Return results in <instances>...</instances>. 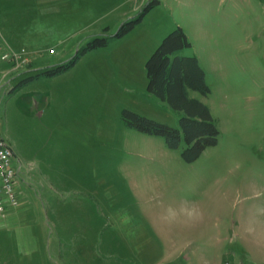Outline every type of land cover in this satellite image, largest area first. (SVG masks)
Instances as JSON below:
<instances>
[{"label":"rangeland","instance_id":"1","mask_svg":"<svg viewBox=\"0 0 264 264\" xmlns=\"http://www.w3.org/2000/svg\"><path fill=\"white\" fill-rule=\"evenodd\" d=\"M178 26L190 46L172 57L199 59L210 92L189 95L220 131L192 162L122 118L179 126L146 71ZM0 45L18 198L0 264H264V0H0ZM27 45L38 60H2Z\"/></svg>","mask_w":264,"mask_h":264},{"label":"trees","instance_id":"2","mask_svg":"<svg viewBox=\"0 0 264 264\" xmlns=\"http://www.w3.org/2000/svg\"><path fill=\"white\" fill-rule=\"evenodd\" d=\"M106 44L105 37H96L89 43L88 49ZM185 46H190V41L178 26L162 40L146 62L148 91L171 108L183 112L179 126L173 127L130 109H123L122 118L135 129L163 136L169 148H179L183 142L182 156L185 161L192 162L207 147L217 144L220 131L209 107L189 95L190 90L199 91L203 95L210 92L199 59L196 56L172 57L175 51ZM71 64H58L45 69L43 73L53 76Z\"/></svg>","mask_w":264,"mask_h":264},{"label":"built area","instance_id":"3","mask_svg":"<svg viewBox=\"0 0 264 264\" xmlns=\"http://www.w3.org/2000/svg\"><path fill=\"white\" fill-rule=\"evenodd\" d=\"M1 49L2 45H0V50ZM1 58L2 60L12 61L15 67L19 66L20 55L16 53L4 52ZM13 156L14 152L12 147L0 131V212L5 210L4 199L8 201L10 205L15 206L18 204V198L13 186V181L16 176V170L11 165Z\"/></svg>","mask_w":264,"mask_h":264},{"label":"crops","instance_id":"4","mask_svg":"<svg viewBox=\"0 0 264 264\" xmlns=\"http://www.w3.org/2000/svg\"><path fill=\"white\" fill-rule=\"evenodd\" d=\"M26 44H28V42H24L23 43V45H26ZM10 49H12V50H14V48H13V46L12 45H7ZM28 47H30L29 49L30 50H27L25 47H24V49H25V53H24V59H22V60H19L20 62H19V65L20 66H22V65H24L26 62H28V63H33V61H35V60H38V58H40L41 56L40 55H37V54H35L36 52H37V50L36 49H31L32 47L31 46H29V45H27ZM34 51V52H33ZM38 56V57H37ZM14 67L15 66H13V69H14ZM14 152V151H13ZM34 248H35V246L34 245H32V246H30V250L32 251V250H34Z\"/></svg>","mask_w":264,"mask_h":264},{"label":"bare ground","instance_id":"5","mask_svg":"<svg viewBox=\"0 0 264 264\" xmlns=\"http://www.w3.org/2000/svg\"><path fill=\"white\" fill-rule=\"evenodd\" d=\"M7 140V139H6Z\"/></svg>","mask_w":264,"mask_h":264}]
</instances>
